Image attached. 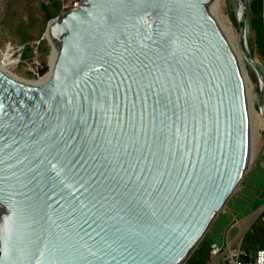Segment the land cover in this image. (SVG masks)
Here are the masks:
<instances>
[{
  "label": "water",
  "instance_id": "95a60500",
  "mask_svg": "<svg viewBox=\"0 0 264 264\" xmlns=\"http://www.w3.org/2000/svg\"><path fill=\"white\" fill-rule=\"evenodd\" d=\"M253 1L227 9L264 122ZM215 3L82 0L47 27L48 82L0 70V264L186 263L252 155Z\"/></svg>",
  "mask_w": 264,
  "mask_h": 264
},
{
  "label": "rangeland",
  "instance_id": "374dc122",
  "mask_svg": "<svg viewBox=\"0 0 264 264\" xmlns=\"http://www.w3.org/2000/svg\"><path fill=\"white\" fill-rule=\"evenodd\" d=\"M52 1L57 4V9L52 8ZM61 5L62 0H0V61L3 59L4 54L9 55L14 61L13 66L8 67L14 78L23 83L34 85L38 83V78L32 76L31 68H34L38 63L41 65L46 64L50 71L53 46L49 43L46 32L49 23L55 20L60 13ZM43 6L49 7L48 13L43 9ZM47 14H51V17H48ZM214 14L221 29L230 30L234 39V51L244 67L253 141L252 155L249 168L239 186L222 212L217 216L211 229H209L210 231L208 230L184 264H195L197 256L202 251L203 256L199 264H210L212 257L210 259L211 255L207 253L208 245L210 247L212 243L221 244L228 229L232 231L230 234L232 237L239 232L240 228L248 226L255 219L257 206L264 202V191H261L259 198L255 196L256 194H253V199H251L253 176L257 177L261 174L256 181L261 182V180H264V122L260 118L258 109L260 96L258 81L252 72L248 73L246 64L243 62L238 46V32L229 18L227 0H219ZM252 17L249 10L250 22ZM252 35L253 54L264 67L263 60L257 52L253 28ZM47 48L48 52H45ZM258 166H263L262 173L261 168L257 169ZM263 211L264 207L258 212L259 216L264 213ZM236 220H239L240 224L233 226ZM253 228H255L256 233L246 235L244 238L245 247L253 251L264 249V219L258 218Z\"/></svg>",
  "mask_w": 264,
  "mask_h": 264
},
{
  "label": "built area",
  "instance_id": "2783aa9c",
  "mask_svg": "<svg viewBox=\"0 0 264 264\" xmlns=\"http://www.w3.org/2000/svg\"><path fill=\"white\" fill-rule=\"evenodd\" d=\"M259 1L261 5L260 17L264 22V0ZM81 2L82 0H62L61 11L55 20L60 19L65 12L77 7ZM41 68L42 65L39 63L34 68H31L32 76L38 78V81L46 75H40ZM242 242V234L234 242L229 240L228 234H226L222 245H211L210 255L214 260L213 264H264V249H258L252 254L242 247Z\"/></svg>",
  "mask_w": 264,
  "mask_h": 264
},
{
  "label": "crops",
  "instance_id": "0c3cea01",
  "mask_svg": "<svg viewBox=\"0 0 264 264\" xmlns=\"http://www.w3.org/2000/svg\"><path fill=\"white\" fill-rule=\"evenodd\" d=\"M258 168H261V173L263 172V166H258L257 167V169ZM254 174H255V171H254ZM261 174H259L257 177H254L253 176V189H252V193H251V199H253V194H256L255 196L257 197V198H259V194L261 193V191H264V180H261V182H258V181H256L258 178H259V176H260ZM256 200H259V199H256ZM256 202V201H255ZM258 202V201H257ZM259 205V204H258ZM263 207H264V202H262L259 206H257V213H256V216H255V219H253L249 224H248V226H246L245 228H240V230H239V232L238 233H236V234H234L232 237H231V232L232 231H230V229H228L227 230V232L224 234V238H223V241H222V243L221 244H217V243H212V244H210V247H211V245H213V244H217V245H222L223 243H224V239H225V236H226V234H228V239L229 240H231V241H235V239L239 236V235H241L242 234V238H243V242H242V247L246 250V251H248V252H250V253H255L256 251H253V250H250L249 248H246L245 247V245H244V238L246 237V235H248L249 233H256V230H255V228H253V225H254V223L255 222H257V220H258V218H260V219H264V213L262 214V215H260L259 216V211L261 210V209H263ZM264 212V211H263ZM216 220V219H215ZM215 222V221H214ZM213 222V223H214ZM240 224V222H239V220H236V222L234 223V225L233 226H235V225H239ZM213 225V224H212ZM210 229H211V227H210ZM210 231V230H209ZM260 232H261V230H259ZM210 247H209V245H208V250H207V253H209L210 254ZM205 252V251H204ZM202 253H203V251L201 252V254L200 255H198L197 256V258H196V260H195V264H199V262L201 261V257L203 256L202 255ZM210 256V255H209ZM210 259H211V256H210ZM214 263V260L212 259V262L210 263V264H213Z\"/></svg>",
  "mask_w": 264,
  "mask_h": 264
},
{
  "label": "trees",
  "instance_id": "16d2710c",
  "mask_svg": "<svg viewBox=\"0 0 264 264\" xmlns=\"http://www.w3.org/2000/svg\"><path fill=\"white\" fill-rule=\"evenodd\" d=\"M52 3V8L57 9V4L55 2ZM43 9L48 13L49 7L43 6ZM252 19H251V26L253 28V31L255 32V44L257 47V52L259 56L262 58L264 63V26L261 21L260 13H261V5L259 0H254L249 8ZM48 17H51V14L48 15ZM50 20V19H49ZM45 52H48V48L45 49ZM49 71V67L46 64H42V68L40 70V75H44Z\"/></svg>",
  "mask_w": 264,
  "mask_h": 264
},
{
  "label": "bare ground",
  "instance_id": "6f19581e",
  "mask_svg": "<svg viewBox=\"0 0 264 264\" xmlns=\"http://www.w3.org/2000/svg\"><path fill=\"white\" fill-rule=\"evenodd\" d=\"M218 2H219V0H216L215 5H213V4L211 5L212 7H214V12H215L216 6L218 5ZM54 21H56V20H53L52 22H54ZM222 31H223L225 37L227 38V40L229 41L230 45L234 49V39L232 37V34L230 33V30L225 29V30H222ZM46 37L49 39V35L48 34H46ZM57 53L58 52H57L56 48L53 46V52H52V55H51V58H50V71L41 80H39L40 82L38 81V83H36L34 85H42V84H45L46 82H48L50 80V78L52 76V73H53L54 66H55ZM13 64H14V61L9 57V55H7V54L5 55L4 54L3 59L0 61V70H2L5 74L10 76L11 78H13V79H15V80H17L19 82H22L19 79L14 78V76L11 75L10 72H9L8 67H12ZM241 67H242V71H243V75H244V67L242 65H241ZM25 84H27V83H25ZM29 85H32V84H29Z\"/></svg>",
  "mask_w": 264,
  "mask_h": 264
}]
</instances>
